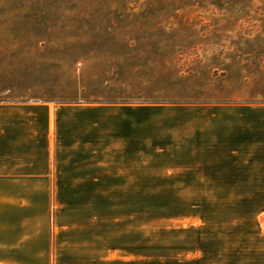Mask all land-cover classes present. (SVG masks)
<instances>
[{"label": "crops", "instance_id": "obj_1", "mask_svg": "<svg viewBox=\"0 0 264 264\" xmlns=\"http://www.w3.org/2000/svg\"><path fill=\"white\" fill-rule=\"evenodd\" d=\"M64 45L0 38V264H125L114 191L146 189L149 159L207 156L264 206V101L119 100L121 73L92 54L68 69Z\"/></svg>", "mask_w": 264, "mask_h": 264}, {"label": "rangeland", "instance_id": "obj_2", "mask_svg": "<svg viewBox=\"0 0 264 264\" xmlns=\"http://www.w3.org/2000/svg\"><path fill=\"white\" fill-rule=\"evenodd\" d=\"M0 38L64 41L68 69L92 54L119 100L264 101V0H0ZM234 178L207 177V156L149 159L146 189L114 191L125 264H264L262 200Z\"/></svg>", "mask_w": 264, "mask_h": 264}]
</instances>
